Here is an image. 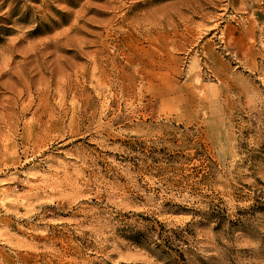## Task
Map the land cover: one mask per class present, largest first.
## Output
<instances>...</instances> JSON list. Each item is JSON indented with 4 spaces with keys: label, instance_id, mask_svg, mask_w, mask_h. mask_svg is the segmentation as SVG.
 Returning <instances> with one entry per match:
<instances>
[{
    "label": "rangeland",
    "instance_id": "374dc122",
    "mask_svg": "<svg viewBox=\"0 0 264 264\" xmlns=\"http://www.w3.org/2000/svg\"><path fill=\"white\" fill-rule=\"evenodd\" d=\"M0 264H264V0H0Z\"/></svg>",
    "mask_w": 264,
    "mask_h": 264
}]
</instances>
